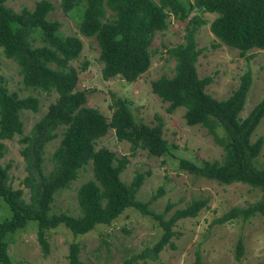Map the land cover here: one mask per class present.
Wrapping results in <instances>:
<instances>
[{
    "label": "trees",
    "instance_id": "obj_1",
    "mask_svg": "<svg viewBox=\"0 0 264 264\" xmlns=\"http://www.w3.org/2000/svg\"><path fill=\"white\" fill-rule=\"evenodd\" d=\"M4 2L0 0L3 55L16 63L23 87L47 95L54 93L55 98L24 134L20 112H36L39 101L32 95L20 97L8 91L0 76V159L5 151L3 140L19 135V153L26 172L20 183L28 192L26 201L22 189L13 188L9 181V164L0 162V198L11 211L10 217L0 222V264H10L5 235L22 229L28 220L36 221L35 238L45 256L48 253L47 231L61 225L74 235H82L98 224H110L127 208L152 219L159 235L150 246L119 264H147L146 259L155 260L159 251L173 246L174 224L179 219L195 217L207 206L208 198H192L169 215L170 203L159 213L149 208L162 193L161 187L145 202L136 199V192L149 172L136 171L128 183L123 182L119 174L128 162L127 156L116 157L105 147L95 149L94 142L112 128L117 140L129 143L130 155L141 149L149 156L160 157L171 146L162 137L160 117L154 115L155 122L150 125L139 122L133 117L127 101L119 97L113 98L108 119L97 109L85 106L86 91L75 89L77 71L69 64L81 50L80 39L75 35H59V22L47 18L53 9L48 0H37L32 9L23 7L17 12ZM80 3L83 9L77 30L83 36L95 38L103 79L119 75L125 81H134L150 64L154 32L164 30L170 16L186 21L183 42L165 50L175 62L172 76H159L150 82V89L161 101L167 102V112L183 107L185 124L204 127L222 148V157L200 162L179 158L177 167L194 177L219 184L240 182L261 192L255 202L229 208L215 218L214 223L234 218L245 220L255 214L264 217V168L254 164L262 138L251 139L264 116V96L245 116H239L251 82L248 70L240 75L237 86L226 98L218 100L205 92L211 76L199 77L195 69L200 49L195 47L194 32L202 20L196 15L190 16L194 8L214 13L209 22L210 32L248 59L250 54H245L249 49L264 50V0H60L59 6L68 11ZM36 40L40 44L34 45ZM85 68L84 62L80 70ZM59 127L62 128L61 137L49 157L51 168L44 174L43 149L56 136L55 130ZM217 128L222 130V137ZM87 163H90L92 178L82 182L76 190L79 214L50 212L53 193L67 187ZM79 251V243L71 241L66 264H85L79 258ZM242 251L238 238L236 259ZM193 264H201L197 253Z\"/></svg>",
    "mask_w": 264,
    "mask_h": 264
},
{
    "label": "rangeland",
    "instance_id": "obj_2",
    "mask_svg": "<svg viewBox=\"0 0 264 264\" xmlns=\"http://www.w3.org/2000/svg\"><path fill=\"white\" fill-rule=\"evenodd\" d=\"M36 1L5 0L4 4L17 12L23 7L32 9ZM48 1L53 9L47 14V18L59 22V35H75L81 41V50L69 64L77 71L75 89L86 91L84 105L97 109L108 119L113 98L125 99L133 117L139 122L150 125L155 122L154 115H158L163 123L162 137L171 145L168 152L160 157L149 156L141 149L130 155L129 143L117 140L113 129L109 128L95 140L94 148L105 147L116 157L127 156L128 162L119 174L125 183L129 182L136 171L149 172L135 198L145 202L161 187L162 193L149 204V208L156 213L161 212L168 203L172 207L167 215L175 208L183 207L192 198H208L207 206L200 209L195 217L179 219L174 224V235L171 237L173 246L159 251L155 260L146 259L147 264H193L196 253L199 254L201 264H264V217L255 214L245 220L234 218L222 223L213 222L231 207H245L255 202L260 198L261 192L244 183L219 184L180 170L177 167L179 158L194 162L203 159L218 160L222 157V148L213 141L204 127L185 124L183 107L167 112V102L161 101L150 89V82L159 76H172L175 62L165 50L183 42L186 21L170 16L166 28L154 32L150 43V48L154 51L150 64L134 81H125L119 75L103 79L95 38L83 36L77 30L82 16V4L63 11L59 6L60 0ZM191 15L202 20L194 32L195 47L200 49L195 69L199 77L211 76V82L205 87L206 93L218 100L226 98L237 86L240 75L249 71L251 82L243 109L239 113L240 117L245 116L264 96V50L249 49L245 55L250 54V57L246 59L239 55L237 49L226 46L210 32L209 22L215 16L214 13L194 8ZM38 44L40 41L36 40L34 45ZM84 62L86 68L80 70ZM0 76L4 78L8 91L16 92L20 97L32 95L39 101L36 112H20L23 133L27 134L31 125L45 112L47 104L55 98V94L47 95L36 89L23 87L16 63L3 55L1 47ZM61 131L62 128H57L56 136L44 146V174L51 168L49 157L59 142ZM217 133L221 137L224 135L220 128H217ZM257 136L262 138V145L254 158V164L264 168V116L254 129L251 139L254 140ZM18 138L19 135H14L11 139L3 140L5 151L0 162L3 165L9 164V181L13 188L22 189V197L27 201V189L20 183L26 172L19 153L21 144ZM90 178L92 171L90 163H87L78 170L76 178L67 187L53 193L50 212L78 215L76 190ZM10 215L8 205L0 198V222ZM35 230L36 221L28 220L22 229L5 235L10 264H66L67 248L71 241L79 243V258L85 264H119L123 259L150 246L159 235L155 222L133 208L124 209L110 224H98L82 235H74L61 225L47 231L48 253L45 256L36 241ZM238 238L241 239L243 251L240 258L236 259L235 243Z\"/></svg>",
    "mask_w": 264,
    "mask_h": 264
}]
</instances>
